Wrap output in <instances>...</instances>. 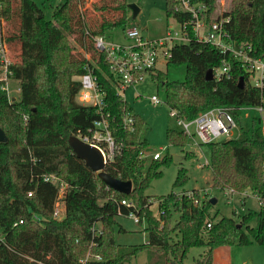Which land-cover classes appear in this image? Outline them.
Returning a JSON list of instances; mask_svg holds the SVG:
<instances>
[{
  "label": "trees",
  "instance_id": "obj_1",
  "mask_svg": "<svg viewBox=\"0 0 264 264\" xmlns=\"http://www.w3.org/2000/svg\"><path fill=\"white\" fill-rule=\"evenodd\" d=\"M52 1L0 0V20L4 22L1 40L11 51L12 79L21 88L19 99L9 102L0 82V128L8 139L0 143V264H81L89 253L101 256V260L86 264H128L145 250L165 255V264H185L192 248L204 250L195 264H213L219 247L264 246L262 120L257 115L245 121L239 112L242 107H264V91L251 86L242 63L228 56L232 77L208 81V72L219 66L224 56L204 43H191L173 48L168 63L185 65V80L171 82L159 72L156 81L166 86L170 110H177L182 120L192 121L216 107L232 109L238 137L207 144L212 187L238 193L250 190L260 199L259 210H249L238 220L218 219L219 212L212 214L213 198L201 200L198 192H172L154 198L158 201L156 215L145 192L173 158L168 148L166 155L152 158L156 150L144 138L147 123L118 96L103 54L94 47L95 37H106L108 31L128 26L127 1L64 0L48 18ZM192 3L206 5L210 21L219 16L216 0ZM166 15L188 16L175 12L170 0ZM224 16L232 18V39L250 43L251 55L262 56L264 0H231ZM86 64L94 68L104 93L102 111L76 101L81 83L74 78L85 73ZM240 78H244L245 88L239 87ZM61 80H66L63 90ZM24 115L35 119L26 122ZM102 115L120 147L105 170L122 181H132L130 194L108 187L69 145L70 137L87 133ZM126 116L133 119V130L124 124ZM32 133L56 141L31 142ZM167 137L175 147H185L190 139L179 130H168ZM194 156L192 152L185 155L189 159ZM51 175L66 185V213L61 220L54 217L60 184L45 180ZM188 177L187 169L179 170L174 187L184 186ZM124 200L145 219L148 242L144 245H119L116 241L117 230L125 231L117 217L136 210L123 205ZM21 220L23 223L15 226Z\"/></svg>",
  "mask_w": 264,
  "mask_h": 264
},
{
  "label": "built area",
  "instance_id": "obj_2",
  "mask_svg": "<svg viewBox=\"0 0 264 264\" xmlns=\"http://www.w3.org/2000/svg\"><path fill=\"white\" fill-rule=\"evenodd\" d=\"M170 1L173 3L175 12L188 16H179L181 19L178 16H169L174 23V27L168 26L164 36L159 39H149L137 27H125L124 41L122 42L108 40L106 37L94 38V47L99 53L103 54L104 61L114 77L118 96L122 100H124V93L129 88L135 87L142 82L146 75L156 78L160 72L157 69L159 62L164 61L168 64L172 57L173 48L191 43H204L224 56L222 63L212 69L213 79L220 81L224 78L230 79L232 77L233 67L231 62L226 59L230 56L242 63L249 74L251 86L264 91V54L260 57H254L251 55L253 47L250 43H238L232 39L230 32V25L232 24L231 16H224V11H222L219 13V16H215V19L210 21L206 5H195L192 3V0ZM3 26L4 22L0 20V82L9 102H14L18 98L11 96L8 83L9 80H13L12 71L10 70L12 57L11 51L1 40ZM85 57L87 60L93 61L90 54H85ZM77 79L81 83V90L76 95L77 103L82 106L97 107L99 111H102L105 106L104 93L99 86L94 68L90 64H86L85 73ZM17 90L21 94L20 86ZM150 100L154 105L162 103L161 99L157 96H152ZM242 109L254 110L257 113L262 120V132L264 136V107H242L239 109V112ZM170 114L177 118L182 132L197 144H210L222 139L232 138L233 131L238 129L232 109L227 107L208 109L200 113L192 121L182 120L177 110H170ZM34 119V117L29 115L24 116L26 122ZM42 119L46 120L47 118L43 117ZM133 122L130 116L124 118V124L131 130H133ZM77 137L85 143L96 147L101 152L106 166L115 160L116 155L120 151L119 144L111 133L110 123L104 115H102L100 120L95 121L93 127L87 133L78 135ZM161 156L162 152H156L152 155V158L158 160ZM45 180L60 184L59 197L54 207V217L61 220L66 213L63 201L66 185L60 182L59 178L55 175L47 176ZM225 192L229 197L238 193L233 189L226 190ZM257 198L260 203L259 197ZM194 203L198 204L199 200L194 199ZM122 204L135 208L131 202L125 200L122 201ZM135 209L128 216L138 224H145V219L139 215L137 208ZM22 223L23 221L21 220L15 223V226ZM208 227L210 228L211 224H208ZM92 260L100 261L101 256L89 253L86 258L81 260V264H86ZM244 264L250 263L245 262Z\"/></svg>",
  "mask_w": 264,
  "mask_h": 264
},
{
  "label": "rangeland",
  "instance_id": "obj_3",
  "mask_svg": "<svg viewBox=\"0 0 264 264\" xmlns=\"http://www.w3.org/2000/svg\"><path fill=\"white\" fill-rule=\"evenodd\" d=\"M64 0H53L52 7L48 11V18H51L53 9ZM127 5L133 4L139 8V13L133 19V12L130 10V22L126 27H137L146 37L156 40L164 36L167 27H174L170 17L166 15L167 0H126ZM91 3V1H90ZM231 0H216V12L229 10ZM125 28V27H124ZM124 28L115 31H108L106 38L116 42L124 41ZM87 54V53H86ZM157 69L166 74L171 82H182L186 77L185 65L167 64L160 61ZM78 80L77 77L74 78ZM12 97L19 99L18 92L19 82L14 80L8 81ZM66 86V80L59 82L60 90ZM157 96L162 103L154 105L151 97ZM123 99L133 108L134 112L147 123V129L144 132V138L156 152H162L166 155L165 149L168 148L169 155L173 158L170 165L163 166L161 177L154 179L145 194L152 200L151 210L158 215V201L154 198L167 196L172 192L177 194L187 193L196 194L203 200L207 197L215 198L217 203L214 205L212 214L219 212L218 219L222 217H231L236 220L246 214L249 210H259L260 203L252 191L245 194L237 193L232 196L226 195V190L222 191L212 187V171L210 168V148L207 144H197L193 139H189L185 147H175L170 145L167 132L168 130L182 131L176 117L171 116L170 107L167 102L166 86L156 81L150 75H146L144 80L135 87L129 88L123 95ZM242 119L249 121L257 116L254 110L242 109L240 111ZM25 116V115H24ZM47 120V119H46ZM47 122V121H44ZM48 125V124H46ZM239 135L238 129L233 131L232 138ZM31 142L56 141L51 136H42L41 134L32 133ZM163 150V151H162ZM192 152L195 156L192 159L186 158L185 155ZM188 170V181L182 187H174V182L178 176L179 170ZM118 223L125 231L116 233V241L119 245L139 246L146 244L147 235L144 231V223H136L129 216H118ZM230 250V260L232 264H264V246H235L227 247ZM203 248H192L185 264H195L196 259L203 253ZM167 257L155 251L145 250L138 257H135L128 264H165Z\"/></svg>",
  "mask_w": 264,
  "mask_h": 264
},
{
  "label": "water",
  "instance_id": "obj_4",
  "mask_svg": "<svg viewBox=\"0 0 264 264\" xmlns=\"http://www.w3.org/2000/svg\"><path fill=\"white\" fill-rule=\"evenodd\" d=\"M129 8L133 12V19H135L139 13V8L133 4L129 5ZM208 81L213 80V72L210 70L206 76ZM239 87L245 88L246 83L244 78H240ZM7 136L5 132L0 128V143L7 142ZM69 145L77 158L83 160L91 170L97 172L101 180L111 189L121 192L124 194H130L133 189L132 181H122L111 174L106 172V165L104 163V158L101 152L94 146L80 140L77 136H72L69 138ZM212 204H216L217 200L213 198L211 200Z\"/></svg>",
  "mask_w": 264,
  "mask_h": 264
},
{
  "label": "crops",
  "instance_id": "obj_5",
  "mask_svg": "<svg viewBox=\"0 0 264 264\" xmlns=\"http://www.w3.org/2000/svg\"><path fill=\"white\" fill-rule=\"evenodd\" d=\"M227 247H219L214 252L213 264H232L230 260V250Z\"/></svg>",
  "mask_w": 264,
  "mask_h": 264
}]
</instances>
